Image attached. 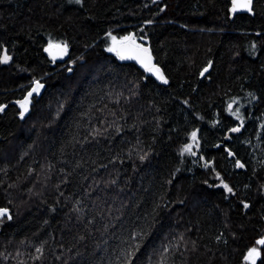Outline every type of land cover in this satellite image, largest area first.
<instances>
[{
    "label": "trees",
    "instance_id": "trees-1",
    "mask_svg": "<svg viewBox=\"0 0 264 264\" xmlns=\"http://www.w3.org/2000/svg\"><path fill=\"white\" fill-rule=\"evenodd\" d=\"M230 7L0 0L13 55L0 64V207L13 217L0 223V264H120L141 231L133 264H243L264 236V0L234 19ZM108 32L144 37L169 83L105 51ZM49 39L68 43L66 62L46 54ZM33 78L45 88L21 120L14 101ZM193 131L201 148L181 155Z\"/></svg>",
    "mask_w": 264,
    "mask_h": 264
},
{
    "label": "snow or ice",
    "instance_id": "snow-or-ice-1",
    "mask_svg": "<svg viewBox=\"0 0 264 264\" xmlns=\"http://www.w3.org/2000/svg\"><path fill=\"white\" fill-rule=\"evenodd\" d=\"M155 2V0H154ZM69 3H73L83 7V0H69ZM164 9H161L163 11ZM229 12L235 15L238 12H246L249 14H254L253 11V0H231V7L229 8ZM147 23H151L148 21ZM143 31V29H141ZM259 35V33H257ZM144 37H137L135 33H128L127 35L117 36L113 35L112 32H108L106 36L107 47L105 51L113 54L120 61H135L136 64L140 66L144 70V72L149 73L151 76H154L156 80H158L161 84L167 85L169 83L168 78L165 76L162 69L154 63L155 57L152 53L150 47L146 46L144 43L140 41L144 40ZM252 49L255 50L256 45L252 44ZM44 51L48 54L53 63L57 60H63L66 56L69 55V45L66 42H56L49 39L47 46L44 48ZM12 61V56L8 54L7 48L0 47V64H8ZM212 65L209 62L199 73L201 77H204L205 74L209 73ZM67 71L71 72L72 68L69 67ZM45 88V83L42 82L41 79L33 78L31 80V86L26 90L24 95L19 99L14 101V104L19 108V118L23 120L25 118V114L29 112L31 105L33 104V97L39 96L42 90ZM235 99L232 102L228 103L226 111L229 115L234 116L236 119L241 121V127L243 126V118L239 113V109H233V104L236 103ZM7 105H0V113L4 112ZM264 127V125H261ZM240 127L230 128L231 132H239ZM226 139L228 137H225ZM191 143L185 144L181 150V155L187 153L190 156H195L196 152L193 150L194 148L199 147V139L197 137V131H193L190 135ZM219 147V145H217ZM225 151H228L225 149ZM229 156L234 155L232 152L228 151ZM146 157L141 156L140 159L144 160ZM203 159V158H202ZM205 168L212 167L211 164L205 163ZM236 167L239 169H243L245 165L241 163L239 160H236ZM214 171V169H213ZM215 179L220 183L216 185L217 187H221L226 193L235 196L236 193L234 189L229 186V184L225 183L223 178L219 173H216ZM171 183V181H169ZM209 187H213L214 185H208ZM264 189V185L261 186ZM244 209L250 207L248 203L244 201L240 202ZM11 221L13 219L10 210L7 207H0V223H3L4 220ZM148 233L141 231L136 233L132 240L135 242L134 245L130 249H125L122 253L123 260L120 264H133V260L135 258L136 253L139 251L142 242L146 239ZM223 234H221L222 236ZM217 242L220 241L221 237H217ZM224 243H227L225 240ZM36 253L40 254L34 257V259L39 260L43 254V247H37L35 249ZM262 251H264V236L255 239L254 246L249 247L247 251L243 255V264H257L259 260H261ZM160 264H166V261L161 259Z\"/></svg>",
    "mask_w": 264,
    "mask_h": 264
},
{
    "label": "water",
    "instance_id": "water-1",
    "mask_svg": "<svg viewBox=\"0 0 264 264\" xmlns=\"http://www.w3.org/2000/svg\"><path fill=\"white\" fill-rule=\"evenodd\" d=\"M254 3H255V0H253V8H254ZM231 14V19H234L237 15H242V14H248V15H253V14H249V13H246V12H238V13H236L235 15H233L232 13H230ZM8 54H9V52H8ZM47 54V53H46ZM10 55V54H9ZM48 55V54H47ZM12 56V61H10L8 64H2L3 66H9L12 62H13V55H11ZM69 56V55H68ZM68 56H66L63 60H57L55 63H58V64H60V63H64V62H66L67 60H68ZM122 62H126V63H131V64H134V65H136L141 71H143L144 72V70L142 69V68H140V66L138 65V64H136L135 63V61H122ZM154 63H156V61L154 60ZM144 73H146V72H144ZM148 76H151L149 73H146ZM154 77V76H153ZM231 133H234V132H230L229 133V135L231 134ZM236 133V132H235ZM197 137H198V133H197ZM228 140V139H227ZM200 148H201V144H200V142H199V147L197 148L198 149V151L200 150ZM228 194V193H227Z\"/></svg>",
    "mask_w": 264,
    "mask_h": 264
},
{
    "label": "rangeland",
    "instance_id": "rangeland-1",
    "mask_svg": "<svg viewBox=\"0 0 264 264\" xmlns=\"http://www.w3.org/2000/svg\"><path fill=\"white\" fill-rule=\"evenodd\" d=\"M239 113H240V111H239ZM26 114H27V113H26ZM26 114H25V115H26ZM190 143H191V142H190ZM193 150H194L195 152H197V151H198V149H197V148H194ZM194 157H195V156H194Z\"/></svg>",
    "mask_w": 264,
    "mask_h": 264
},
{
    "label": "flooded vegetation",
    "instance_id": "flooded-vegetation-1",
    "mask_svg": "<svg viewBox=\"0 0 264 264\" xmlns=\"http://www.w3.org/2000/svg\"><path fill=\"white\" fill-rule=\"evenodd\" d=\"M197 152H198V151H197ZM197 152H196V153H197ZM241 170H245V168H243V169H241Z\"/></svg>",
    "mask_w": 264,
    "mask_h": 264
}]
</instances>
